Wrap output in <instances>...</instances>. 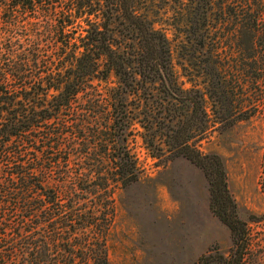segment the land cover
I'll return each instance as SVG.
<instances>
[{"label": "trees", "instance_id": "16d2710c", "mask_svg": "<svg viewBox=\"0 0 264 264\" xmlns=\"http://www.w3.org/2000/svg\"><path fill=\"white\" fill-rule=\"evenodd\" d=\"M154 1L0 0V264H109L114 193L140 178L135 134L203 170L233 236L221 264H264L249 228L264 212L242 216L224 159L198 144L264 100V0H187L190 19L169 24L187 88Z\"/></svg>", "mask_w": 264, "mask_h": 264}, {"label": "rangeland", "instance_id": "374dc122", "mask_svg": "<svg viewBox=\"0 0 264 264\" xmlns=\"http://www.w3.org/2000/svg\"><path fill=\"white\" fill-rule=\"evenodd\" d=\"M154 4L155 10L149 11V16L171 41L180 85L190 87L192 83L179 65L177 44L181 34L169 24L183 28L192 15L186 9L191 4L187 0H155ZM212 12V21L221 14L218 8ZM242 89L251 94L246 83ZM254 96L259 97L256 93ZM257 103L260 105L255 116L236 123L225 117L198 143L204 152L218 153L224 159L229 190L244 218L264 212V100ZM206 106L209 108V102ZM129 146L140 178L114 193L109 264H197L204 253L211 254L207 264H221L218 256L230 254L233 236L209 207L203 170L181 155L169 157L165 163L158 160L139 134L130 136ZM249 228L258 252L264 245V220L250 222Z\"/></svg>", "mask_w": 264, "mask_h": 264}]
</instances>
